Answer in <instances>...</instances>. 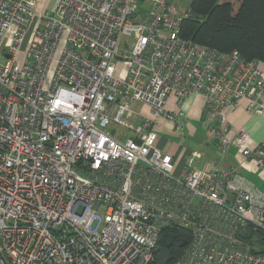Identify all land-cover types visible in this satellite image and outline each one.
<instances>
[{"label":"built area","instance_id":"1","mask_svg":"<svg viewBox=\"0 0 264 264\" xmlns=\"http://www.w3.org/2000/svg\"><path fill=\"white\" fill-rule=\"evenodd\" d=\"M36 1L0 0V264H148L166 228L189 233L166 264H264V193L156 131L199 95L264 169V140L224 133L241 100L264 115V63L182 37L177 0Z\"/></svg>","mask_w":264,"mask_h":264},{"label":"trees","instance_id":"2","mask_svg":"<svg viewBox=\"0 0 264 264\" xmlns=\"http://www.w3.org/2000/svg\"><path fill=\"white\" fill-rule=\"evenodd\" d=\"M179 34L198 44L221 51L236 50L244 59L264 63V0H191ZM169 233L175 234L168 248L173 258L182 251L179 242L188 239L189 233L166 228L160 234L159 245L166 244ZM148 264L156 262L151 259Z\"/></svg>","mask_w":264,"mask_h":264},{"label":"crops","instance_id":"3","mask_svg":"<svg viewBox=\"0 0 264 264\" xmlns=\"http://www.w3.org/2000/svg\"><path fill=\"white\" fill-rule=\"evenodd\" d=\"M40 1V3H38ZM37 0L35 4V10L41 12H52L58 0ZM51 2L50 10L45 8L48 2ZM203 99L199 95L189 94L184 98L182 104V116L178 117V121L183 123H188L190 119L201 120L202 104ZM224 115L226 117V127L224 129L225 136L229 139H233L239 129H244L250 136V146H254L264 140V115H257L249 113L245 110V100L240 101L238 107H231L225 110ZM204 129L206 130L205 136V148L201 151L204 157L213 160L222 168L233 169L234 172L245 179L248 184H252L256 189L264 193V169H258L255 162L251 159L245 158L241 155L240 151L232 145L229 144L227 150H222L217 146L213 138V133L207 130L202 122ZM190 132L194 134L195 128L190 126ZM173 128L171 123H167L164 120H160V125L156 129L163 130ZM159 147L175 155L176 160L182 163L185 153L189 148H180L178 145H171V143L165 142L161 136H159ZM198 150V149H197Z\"/></svg>","mask_w":264,"mask_h":264},{"label":"rangeland","instance_id":"4","mask_svg":"<svg viewBox=\"0 0 264 264\" xmlns=\"http://www.w3.org/2000/svg\"><path fill=\"white\" fill-rule=\"evenodd\" d=\"M52 1L48 2L49 6L45 5L46 6L45 8H47L50 11H51L50 6ZM190 1L191 0H177L179 11L182 13L186 12L188 10ZM38 3H40V1ZM121 40L127 43L129 41V37H121ZM133 108L134 110L139 111L140 105L134 104ZM136 121H137L136 118H132L130 120V122H132L133 124H135ZM181 121L179 122L181 123ZM189 122L192 124L190 126L195 128L194 134L190 132L191 127L189 128L188 126ZM107 130L115 134H123L125 137L132 135L130 130L125 129L121 125L110 124L107 127ZM157 134L158 136H161L165 142L169 144L171 143V145L172 144L178 145L180 146V148L202 150L206 146L205 144L206 130L204 129L203 124L200 120L198 121V120L190 119L188 123H183L182 126L179 125L172 129L167 128L163 130H158Z\"/></svg>","mask_w":264,"mask_h":264},{"label":"water","instance_id":"5","mask_svg":"<svg viewBox=\"0 0 264 264\" xmlns=\"http://www.w3.org/2000/svg\"><path fill=\"white\" fill-rule=\"evenodd\" d=\"M174 239H175V234L169 233L166 244L164 246L160 245L157 247V253L154 257L156 264H166L169 261L171 256L168 251V248L172 245ZM185 241L186 240L181 239L179 242V246H183L185 244Z\"/></svg>","mask_w":264,"mask_h":264}]
</instances>
